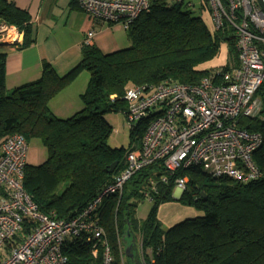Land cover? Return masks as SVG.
<instances>
[{
    "label": "trees",
    "instance_id": "obj_1",
    "mask_svg": "<svg viewBox=\"0 0 264 264\" xmlns=\"http://www.w3.org/2000/svg\"><path fill=\"white\" fill-rule=\"evenodd\" d=\"M182 3L151 0L125 29L130 39L127 47L102 53L85 45L80 61L63 75L44 63L37 79L8 89L6 56L0 52V154L3 141L13 133L21 134L27 142L36 139L41 143L45 159L37 165L26 163L22 180L40 211L72 217L124 168L127 152L140 146L145 120L130 128L133 139L126 149L109 144L113 130L106 115L125 112L121 98L126 85L162 81L195 85L209 71V62L222 44L230 62L225 68L235 61L233 29L212 32L201 8L197 12ZM0 26H14L21 33V41L15 44L18 48L31 43L29 16L10 0H0ZM82 69L89 74L88 85L80 94L82 108L67 118L57 117L48 107L49 100ZM256 96L262 115L238 123L262 136L253 153L260 177L245 183L209 178L198 166L170 176L159 161L140 169L125 182L120 195L104 197L97 213L113 264H139L134 254L129 257L122 247L132 235L141 239L138 257L142 256L144 263L139 259L140 264H264V78ZM114 161V170L108 172ZM161 174L167 181L158 185L146 217L140 219L135 214L138 192L149 178ZM174 176L188 178L177 198L172 195ZM168 201L192 206L200 214L162 228L157 209ZM32 227L33 223L26 222L15 238L21 240ZM90 248L81 239L67 240L63 245L65 264H102L101 249L94 257Z\"/></svg>",
    "mask_w": 264,
    "mask_h": 264
},
{
    "label": "built area",
    "instance_id": "obj_2",
    "mask_svg": "<svg viewBox=\"0 0 264 264\" xmlns=\"http://www.w3.org/2000/svg\"><path fill=\"white\" fill-rule=\"evenodd\" d=\"M74 2L94 24L117 23L127 29L148 8L150 0ZM198 2L209 11L215 28L238 25L240 67L235 79L213 83L204 76L195 85L170 81L127 85L123 95L127 101L125 122L130 128L144 120L147 123L141 144L127 152L125 166L113 180L70 218L39 210L22 185L28 142L18 133L6 137L0 154V264H65L63 245L75 238L89 244L94 257L101 249L102 264H113L98 210L105 196L120 195L135 172L154 162L159 161L170 176L180 169L198 166L209 178L245 183L260 177L253 153L261 145L262 136L239 126L237 117L240 113L249 115L256 108L250 96L264 78V12L257 0ZM93 34V29L87 32L86 46L91 44ZM21 38L14 26H0V41L15 45ZM173 180L179 196L188 178L174 176ZM166 181L164 174L149 178L138 197L152 202L158 185ZM26 222L33 223V227L17 240ZM139 259L144 263L142 256Z\"/></svg>",
    "mask_w": 264,
    "mask_h": 264
},
{
    "label": "crops",
    "instance_id": "obj_3",
    "mask_svg": "<svg viewBox=\"0 0 264 264\" xmlns=\"http://www.w3.org/2000/svg\"><path fill=\"white\" fill-rule=\"evenodd\" d=\"M10 1L27 12L32 33L31 43L26 47L18 48L14 44L0 41V52L6 56L5 83L8 89L37 79L44 63L51 65L59 75L68 72L80 61L84 40L91 29L94 34L89 46L96 47L102 53H110L130 44L127 32L120 24H94L74 0ZM120 27L124 29V33ZM88 81V72L80 70L65 88L49 100L50 111L60 118H67L79 111L83 106L80 94L86 89ZM172 195L177 198L178 192L173 190ZM166 210L170 213H164ZM197 214L200 212L195 208L178 201L163 202L157 209V219L166 222V227ZM136 237L135 243L140 254L141 239Z\"/></svg>",
    "mask_w": 264,
    "mask_h": 264
},
{
    "label": "rangeland",
    "instance_id": "obj_4",
    "mask_svg": "<svg viewBox=\"0 0 264 264\" xmlns=\"http://www.w3.org/2000/svg\"><path fill=\"white\" fill-rule=\"evenodd\" d=\"M182 1H183V3H182L183 6H185L188 1H191L194 4H196L198 2V0H182ZM202 16L206 17L207 15L205 14ZM121 31L124 33L123 28H121ZM225 55H226V46L222 44L220 47V51H219L218 55L210 63H212V64L221 63L222 59H223V57H225ZM217 65H220V64H217ZM106 119L110 123V125L112 126V130H115V129L117 130L116 133H114L112 131V134L109 138V144L112 147H124L126 149L130 144H132L133 138H132V136H130V127L125 122L124 115L121 112H117V113L110 112L106 115ZM40 144L41 143L36 139H31L28 142L27 161L29 164L37 165L39 162H41L45 159L46 154H45L43 147ZM151 205H152V202H150L149 200L139 198V203L137 204L136 209H135L136 216L139 218L146 217ZM164 213H170V212H168V210H166V211H164ZM197 215H199V214H197ZM160 223H161L162 228H167L165 226V225H167L166 222L164 223L163 221H160ZM136 236H138V235H136ZM136 236L132 235L131 237L125 238V240L122 243V247L124 245V248H126L125 252L127 249H129V252L132 249V252L134 254V257L136 258V261L140 264L139 257H137V256H139V253L137 250V244L135 243V240L137 238ZM129 246L130 247L132 246V248L130 249ZM132 252H131V254H132Z\"/></svg>",
    "mask_w": 264,
    "mask_h": 264
},
{
    "label": "bare ground",
    "instance_id": "obj_5",
    "mask_svg": "<svg viewBox=\"0 0 264 264\" xmlns=\"http://www.w3.org/2000/svg\"><path fill=\"white\" fill-rule=\"evenodd\" d=\"M186 5H188L189 8H192V9L196 10L197 12H199V10L201 8V15H205V14L207 15L206 17L203 16L202 18L205 21V23L207 24L208 28H210V30H211V28H213L214 31L211 30L212 32H218V31H220L222 29L231 28V29H233L234 34L236 35V40H237V34L239 32L238 31V27H237L238 25H222L219 28H215L213 26L212 22H211V18H210V15H209V11H207L205 9L204 4L199 3V2H197L196 4H194L191 1H188L186 3ZM83 12L86 13L85 11H83ZM235 48H236V42H235ZM235 50H236L235 61H231L230 68H225V66H226V64L228 62L227 59L229 57L228 56V53L226 52V55H225V57H223L222 62L221 63H217V64H220V65L211 64L208 67L209 71L207 72V74L205 76L208 77V78H210L213 83H228L230 81H233L235 79V77H236L237 69L240 67V52L237 49H235ZM229 63L230 62H228V64ZM128 85H130V84H128ZM257 89L250 96V101H253V100L256 101V108L249 115H244V114L240 113L238 115V117H237V119L239 121H241V119L253 118V117L259 116L261 114L260 113V110H261V101H260L259 97L256 96ZM123 95H124V92H123ZM121 99L125 102V105H127V101L124 98H121ZM123 115H124V113H123ZM235 127H238L239 128V126L237 124H235Z\"/></svg>",
    "mask_w": 264,
    "mask_h": 264
},
{
    "label": "water",
    "instance_id": "obj_6",
    "mask_svg": "<svg viewBox=\"0 0 264 264\" xmlns=\"http://www.w3.org/2000/svg\"><path fill=\"white\" fill-rule=\"evenodd\" d=\"M260 7L262 8V10L264 11V0H257ZM117 162L114 161L113 163H111L109 165V168H108V172H112L116 166ZM126 254L129 256V257H132V254L129 252V249L126 250Z\"/></svg>",
    "mask_w": 264,
    "mask_h": 264
}]
</instances>
